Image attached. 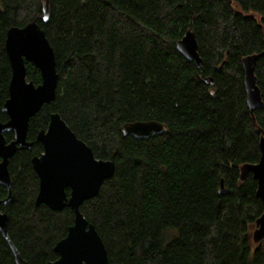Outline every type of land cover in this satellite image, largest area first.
Segmentation results:
<instances>
[{
    "label": "trees",
    "instance_id": "16d2710c",
    "mask_svg": "<svg viewBox=\"0 0 264 264\" xmlns=\"http://www.w3.org/2000/svg\"><path fill=\"white\" fill-rule=\"evenodd\" d=\"M32 21L54 49L60 78L56 99L29 121L32 147L9 162L12 200L0 209L22 257L50 264L74 222L68 206L36 204L37 136L59 112L97 158L115 162L113 177L81 206L109 264H264V241L255 247L251 235L264 203L253 174L240 178L242 165L259 161L264 134V107L247 106L243 69L246 56L260 54L264 100V0H0L2 122L12 77L7 32ZM189 29L201 67L176 48ZM26 66L40 84V70ZM136 121L164 130L126 135ZM7 196L0 184V200ZM0 264H17L1 232Z\"/></svg>",
    "mask_w": 264,
    "mask_h": 264
},
{
    "label": "water",
    "instance_id": "95a60500",
    "mask_svg": "<svg viewBox=\"0 0 264 264\" xmlns=\"http://www.w3.org/2000/svg\"><path fill=\"white\" fill-rule=\"evenodd\" d=\"M44 18H47V10ZM5 47L12 67V77L9 98L2 107V112L9 119L6 122L0 119V184L8 190V196L0 200V206L7 205L12 200L10 159L19 149L32 147L33 142L27 140L29 121L44 104L56 99L60 78L54 49L36 21L23 27H11L7 32ZM176 48L187 60L201 67L202 58L195 32L187 30L177 42ZM259 57V53H254L243 59L247 106L252 113L264 107L255 74ZM27 62L33 63L40 70V84L36 85L27 79ZM163 130L164 125L156 121H136L124 127L126 135L141 138ZM8 132L14 134V139L10 142L5 136ZM37 141L42 143L44 150L32 158L39 177L36 204H44L57 211L68 206L75 213L74 222L68 227L66 236L55 244L54 250L58 258L50 264H109L103 238L96 226L84 216L81 206L98 195L103 183L113 177L115 162L97 158L91 146L78 137L59 112L50 115L48 128L39 132ZM259 144V161L242 165L240 178L245 181L248 174H253L258 183L256 195L264 203V134H261ZM67 189L70 190L69 193ZM8 225L9 215L0 209V232L8 242L16 263L29 264L11 240ZM252 238L255 243L264 241V211L256 221Z\"/></svg>",
    "mask_w": 264,
    "mask_h": 264
},
{
    "label": "rangeland",
    "instance_id": "374dc122",
    "mask_svg": "<svg viewBox=\"0 0 264 264\" xmlns=\"http://www.w3.org/2000/svg\"><path fill=\"white\" fill-rule=\"evenodd\" d=\"M256 227V226H255ZM255 227H254V229H255ZM253 232V231H252ZM251 235H253V233H251ZM262 243V242H261ZM254 245H255V247H257L258 245H260V243H255L254 242Z\"/></svg>",
    "mask_w": 264,
    "mask_h": 264
}]
</instances>
